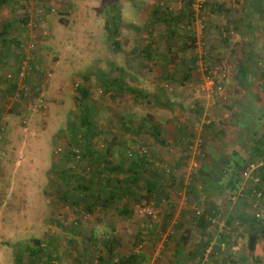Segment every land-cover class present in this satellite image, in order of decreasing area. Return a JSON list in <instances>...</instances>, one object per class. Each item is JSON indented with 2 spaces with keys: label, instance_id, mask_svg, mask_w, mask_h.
I'll return each instance as SVG.
<instances>
[{
  "label": "rangeland",
  "instance_id": "obj_1",
  "mask_svg": "<svg viewBox=\"0 0 264 264\" xmlns=\"http://www.w3.org/2000/svg\"><path fill=\"white\" fill-rule=\"evenodd\" d=\"M16 10L21 28L4 49L0 38V264H116L112 239L116 259L140 253L143 264H197L201 253V264H264V237L240 218L264 220V159L241 174L236 197L232 171L222 177L224 159L251 162L264 135V0H29ZM142 155L146 167L133 168ZM127 176L139 179L129 211L104 206ZM146 180L162 201L147 199ZM205 211L215 212L206 233L196 224Z\"/></svg>",
  "mask_w": 264,
  "mask_h": 264
},
{
  "label": "trees",
  "instance_id": "obj_2",
  "mask_svg": "<svg viewBox=\"0 0 264 264\" xmlns=\"http://www.w3.org/2000/svg\"><path fill=\"white\" fill-rule=\"evenodd\" d=\"M6 1L7 0L0 1V5H3L4 3H6ZM27 1H29V0H27ZM190 2L192 3V0H190ZM167 20L169 21V19H167ZM167 24H168V26L171 27V28H169L171 33L175 32L177 30L176 26L173 25L171 22L170 23L168 22ZM10 27H11V24H6L0 32V38L2 39L1 45H2L3 49L5 48L4 46L7 44V41L5 40V36H6V34L9 33ZM230 34L232 35L233 32H229V35ZM22 61H23V58H22ZM21 64H22V62H21ZM242 73H243V76L247 75L246 70H243ZM262 79L264 80V71L262 73ZM113 81H114L113 84L117 87V88H115V90H119V89L122 90L124 86H125V88L128 86L126 84L125 80L114 79ZM127 91L135 94V91L130 87H127ZM159 131L160 130H156L155 136H156V134L157 135L160 134V133H158ZM256 143L257 144H255L253 146V149H252V155H251L252 161L251 162H248L246 159L241 157V155H239V153H237V152H234L232 155H230V156L226 157V159H224L225 169L223 168L224 170H223L222 177L226 173H230V171H232L231 177H230L229 182L227 184V189L230 190L232 195L235 197L238 195L237 193L239 192L240 186L242 184L241 183V181H242L241 180L242 179L241 174L244 172V170L246 168H248L252 162L253 163L258 162L257 158H260L262 160L264 159V135L261 136L258 140H256ZM109 149L110 148H108L107 150L109 151ZM78 154L79 153L77 150V152H75L74 155L79 157ZM145 157L146 156L142 155L141 157L134 159L132 161V167L133 168H144V167H146L147 162H146ZM95 161H97V160L95 159ZM221 164H223V163H221ZM62 167H65V166H61V168H59L58 166L54 167L55 168L53 170L54 175L56 177H60L59 179H62L61 182L63 181V182H65V184L69 185L70 187L77 188L76 186L69 183V181H70L69 177H70V174H72L71 170L65 169ZM118 168L124 169V164L122 163L120 165V167L116 168L118 170L117 172H120V170ZM116 169L114 171H116ZM130 171H131V168H130ZM256 173L257 174H255L256 175L255 177L259 181V183H257V188H258L257 190L262 193V191L264 190V164H261V166L256 170ZM118 175H121V173H118ZM140 175H141V177L144 176V174H142L141 172H137V176H140ZM207 179H208V177H203L202 183L204 184V183H206V181L208 182ZM138 180L139 179H137L135 177L132 178L131 176H127V179H125L123 181L117 179L118 182L116 184V187L112 188L110 198L100 199L103 202V205L108 206L110 203H114V204L116 203V204L121 205L122 210L125 213H127L129 211V208H130L129 205H130L131 201H134V199L136 198V194H134V191H133L132 187L130 186L131 181H133V182L135 181L136 183H138L139 182ZM145 184H146V193L148 195L147 199H148V197H158L157 201H162V195H163L162 187L160 186L161 187L160 190L157 191L156 190L158 187L157 183H155L153 180H146ZM78 188L81 190L82 189L88 190L86 187L81 188V186H78ZM193 190L195 193H197V187L196 186H194ZM158 192H160V194ZM263 194H264V192H263ZM98 196L99 195H97V197ZM97 197L93 196V198H95V200L97 199ZM88 208L89 209L92 208V205L89 203H88ZM214 216H215V212H212V211L206 212L205 211L199 215V218L196 221V224L198 225V227H200V229H202L206 233L209 225L211 224L212 217H214ZM240 218H242L243 221L248 222L250 225V228L254 229L258 235H261L264 237V220H262L258 216L249 217L246 212H243L240 215ZM222 238H223L222 241H225V237H222ZM211 242L212 241H207V243L204 245L203 251H206L208 249V247L211 245ZM255 243H256V241L253 240L252 245L250 246L251 250H254ZM105 245L107 247L106 249L109 252L111 262L115 261V263L117 262L116 264H143L142 260L145 256H141L140 253L139 254L134 253V254H131L130 256H127L124 258L120 257V258L116 259L117 255L115 254V249H114V246H115V240L114 239L107 241ZM192 255L194 256L195 254L192 253ZM192 255H191V258L193 257ZM196 257H198V258H196ZM195 258L198 261L197 264H201L203 262V260H205L202 253L199 255H196Z\"/></svg>",
  "mask_w": 264,
  "mask_h": 264
},
{
  "label": "built area",
  "instance_id": "obj_3",
  "mask_svg": "<svg viewBox=\"0 0 264 264\" xmlns=\"http://www.w3.org/2000/svg\"><path fill=\"white\" fill-rule=\"evenodd\" d=\"M36 49V43L34 40L29 42L28 44V51L26 52L25 56L23 57L22 64L19 69L18 77L21 79L22 82L27 80L33 71V63L36 60V56H34V51ZM39 91V90H38ZM39 104L40 106L43 105V96L40 92H38Z\"/></svg>",
  "mask_w": 264,
  "mask_h": 264
},
{
  "label": "crops",
  "instance_id": "obj_4",
  "mask_svg": "<svg viewBox=\"0 0 264 264\" xmlns=\"http://www.w3.org/2000/svg\"><path fill=\"white\" fill-rule=\"evenodd\" d=\"M3 1V0H0ZM27 0H7L6 3H4L3 5H0V18L2 21H4V18L8 17V18H13L12 20V27H18L19 29L21 28V20L19 17L15 16V13H17L16 8L18 7L19 4L25 2L26 3ZM14 23V24H13ZM7 24H9L7 22ZM258 257V255L261 254L260 251H258L257 253H255ZM258 261H256L257 263ZM255 263V264H256ZM165 264H171V262H165Z\"/></svg>",
  "mask_w": 264,
  "mask_h": 264
}]
</instances>
